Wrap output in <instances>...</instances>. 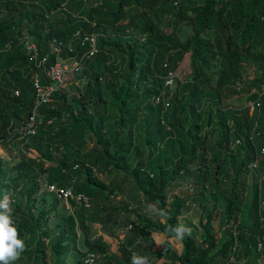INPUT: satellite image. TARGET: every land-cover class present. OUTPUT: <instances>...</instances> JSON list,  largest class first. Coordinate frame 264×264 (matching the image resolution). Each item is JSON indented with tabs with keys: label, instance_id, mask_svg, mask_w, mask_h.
Here are the masks:
<instances>
[{
	"label": "trees",
	"instance_id": "trees-1",
	"mask_svg": "<svg viewBox=\"0 0 264 264\" xmlns=\"http://www.w3.org/2000/svg\"><path fill=\"white\" fill-rule=\"evenodd\" d=\"M86 1L0 0V144L21 137L13 132L21 128H17L18 118L24 117L22 126L32 113L36 74H39L42 84H50L45 67L36 68L32 63L30 52L26 50L27 41L23 40L25 36L37 45L38 62L47 59L46 65L51 67L58 58L54 53L55 47L61 49L64 58L79 59L85 53L86 48L75 40L78 32L91 34L101 29H112L117 35L110 38L118 43L117 51L126 67L123 68V78H120L117 74L119 68L110 66V55L104 50L106 46L98 43L100 51L85 61L74 75L80 82H87L86 88L71 99L63 92H56L53 95L54 104H44L40 108L37 134L22 139L46 160L54 156L56 147L62 148L63 157L52 169L53 174H57L54 185L65 189L72 184L75 194H83L97 202L92 211L79 207L72 215L64 206L59 208L61 202L52 194L55 198L46 212L43 201L36 197L39 186L35 184L28 193L24 214H21V204H18L11 215L21 233L31 235L39 232L37 248L34 251L25 250L14 264H57V260L69 254L70 249L77 251L78 225L81 228H87V224L120 226V214L138 216V222H134L135 233L128 238L126 246L120 247L121 254H111L110 246L103 238L90 244L87 237L88 250L82 253V259L77 264H85L90 254L96 257L93 264H130L133 252L142 256H145L144 252L149 253L150 257L156 256L152 232L166 235V226L179 223L191 200L183 196L169 203L167 190L180 176L192 175L190 167L207 156L209 148L206 143L216 133L219 135L217 144L221 148L219 154L222 151L230 152L228 158L234 170L231 190L220 205L224 221L222 238L214 227V214L208 212L200 220L204 233L200 243L191 235L183 240L181 254L174 250L168 254L164 249L158 255L165 254L174 264H224L231 258L234 262L230 264H258V260L264 257V181L257 180L256 173L264 179V160L250 182L248 178L249 166L256 154L253 142L264 149V94L260 107L252 115L249 108H223L222 94L227 90L230 95L242 92L231 89L242 79L251 60L258 62L260 74L246 85L250 95L247 101L259 100L258 94L250 93L264 86V0H199V4L197 0H119L116 10L108 12L96 9L86 11ZM25 3L32 4L31 8ZM171 4L177 9L173 14L178 22L186 21L195 28L194 35L184 43L174 33L162 31V21L169 15L168 6ZM63 8L65 16L62 15L56 22L49 20L52 11ZM230 30L234 34H230ZM133 34L139 35L140 39L134 40ZM142 37L145 41H142ZM248 37L252 42L246 44ZM258 37L260 42L253 45ZM109 53L115 52L110 49ZM187 56L191 61L193 82L181 87L179 96L165 112L162 101L159 108H154L152 99L161 97L167 75L174 73ZM209 72L215 74V82L208 76ZM150 78L157 82L158 87L154 90L145 88ZM202 84L208 85L209 90L201 88ZM16 90L20 91V96L10 97ZM208 101L212 102L216 111L205 108ZM100 105L116 110V150L113 155L105 149L84 156L81 154L87 126L84 118L92 106L96 108ZM145 110H149L152 116H143L141 113ZM11 113L17 118L12 119ZM206 114L211 130L202 138L200 133L205 127L202 117ZM196 115L198 119L193 120L191 116ZM105 120L100 118L99 124L102 126ZM136 125L138 129H135ZM135 130L138 131L134 138L144 150L149 151L147 158L135 157L129 147H124L127 143L132 144ZM125 133H128L126 138L116 141ZM166 139V146L175 153L165 160L175 162V165L164 170L151 164L148 173L143 174L147 163L164 160L163 155L158 156L151 146L154 145L159 151ZM238 140L241 144L234 146ZM75 142L81 143L77 149ZM236 150L237 153H234ZM91 156L94 157V165L103 167L104 171L111 167L127 171L126 178L130 182L128 196L132 202L144 208L152 203L165 209L168 213L165 222L143 220L129 205L110 203L113 197L124 192L127 179L110 189L92 167L83 166L84 160ZM29 168L30 165L24 162L8 167L0 158V200L5 196L10 200V191L16 190L21 171L24 173L22 177L26 176ZM15 169L20 172L19 175L13 174ZM220 172L219 165L213 175L217 182ZM208 182V175L196 179V183L202 186L196 196H202L203 200L206 195L218 197L212 190L214 182ZM209 188L211 190L208 192ZM50 217L58 221L55 230L46 225ZM124 223L128 224L126 220ZM141 225L147 230L142 229ZM52 236L56 238L52 240L51 250L47 251L44 239ZM221 239L223 243L220 245ZM140 242L142 245L138 244ZM145 247H149L147 251ZM52 256L56 258L54 263ZM244 260L246 262L242 263Z\"/></svg>",
	"mask_w": 264,
	"mask_h": 264
},
{
	"label": "rangeland",
	"instance_id": "rangeland-1",
	"mask_svg": "<svg viewBox=\"0 0 264 264\" xmlns=\"http://www.w3.org/2000/svg\"><path fill=\"white\" fill-rule=\"evenodd\" d=\"M119 0H87L85 2V10L90 11L91 9L99 10L100 12H108L110 10H116V3ZM199 0H197V3ZM175 3V2H174ZM28 8H31L32 4L25 3ZM174 4H171L168 6V12L169 15L163 18L162 21V31L164 33H174L181 42H186L190 37H192L195 33V28L192 24L184 21V22H178V18L175 17L173 12H175L177 9ZM5 11V10H3ZM64 8L59 9L57 11H52L51 14L48 16L50 21L56 22L59 18L65 16ZM125 23V22H124ZM234 34L233 30H230V34ZM25 35L28 34V32L25 31ZM90 34V33H89ZM99 38V45H105V51L108 52L110 55V66H117L119 70L117 71V74L120 78H123L124 71L123 68L125 67V64L120 60L121 54L117 51V42L114 39H111L110 37L117 35L112 29H101L99 32H95ZM134 40L140 39L139 35L133 34L132 35ZM124 37V36H120ZM118 38V37H117ZM110 39V41H109ZM142 41L145 38H141ZM26 42V50L29 52V48L35 47L38 51L37 45L33 43L31 40L27 39L26 36L23 39ZM76 40V38H75ZM77 41V40H76ZM249 41L252 42V39L249 37L246 40V44L249 43ZM79 43V41H77ZM260 42V37L257 38L256 41H254L253 45H257ZM123 46V45H122ZM113 49L114 54H110L109 50ZM33 51V50H32ZM100 51V48H98V52ZM30 54V53H29ZM122 62V63H121ZM260 74V66L257 61H249L246 68L244 75L242 79L232 86L231 90H241L242 92L238 95H230L228 90L223 91L222 94V107L223 108H230L232 110H239L243 108H249L250 103L247 99L249 98V90L247 89L246 85L257 78ZM175 80L174 83L170 86H167L165 83V89H163L161 94V100L164 103L163 110H167L169 104H173L175 101V97L177 98L180 94L181 87L184 86V84L188 82H193L192 78V67H191V61L190 57L187 56L178 66L177 70L174 72ZM208 76L212 79L213 82H215L216 77L213 73H208ZM65 88L61 91L63 94L68 96L69 99L78 96L87 86V82L84 80L80 82L76 78L71 77V74L67 75L65 80ZM103 83V81H102ZM103 84H106L104 82ZM198 84L199 81H198ZM157 82L150 78L149 81L145 84L146 90H154L157 88ZM205 89V91L209 90L208 85H201V88ZM251 94V93H250ZM15 94L12 92L10 97H13ZM15 97V96H14ZM182 96H180L181 98ZM158 97H155L152 99V106L154 108H159L161 106L160 104H157L156 99ZM179 98V99H180ZM59 108L60 105H57ZM205 108H210L213 111H216L215 106H212V102L208 101L207 104H205ZM204 108V110H205ZM12 114V113H11ZM116 110L108 109L106 105H100L99 107L93 108L88 111V114L85 116L84 121L86 122L87 126L84 130V146L81 154L84 156H87L88 153L94 154L102 152L105 149H108L110 153L113 155V153L116 150V146L114 144V135L116 134V130L118 128V119L115 118L116 116ZM143 116H152L151 112L149 110H145L141 113ZM12 119L17 118V115L12 114ZM193 120L198 119V115L191 116ZM100 118H106V120L103 122L102 126L99 124ZM19 123L17 125V128H20L22 121L24 120V117H19ZM202 122L205 124V127L201 131L200 135L201 137H205L209 130H211V127L208 125L207 122V114L205 117H202ZM141 123V122H140ZM143 127V126H142ZM188 128V126H186ZM138 129L137 125L136 128ZM137 131H133V138H132V144L127 143L124 145L125 148L129 147L130 151L133 156H137L139 158H147L148 157V150H144L138 140H136L134 137L137 136ZM128 136V133L123 134L122 136L118 137L116 141H121L124 138ZM219 140V135L216 133L214 136L210 137L207 141L208 146V152L207 156L199 160L197 163L192 165L190 167V172L192 175H183L180 176L167 190V197L168 202L171 203L175 198L178 197H189L190 202L188 203V206L185 208V216L179 221V223H184L191 227L193 229L192 235L195 236L200 243L204 238L203 230L200 226V220L201 217L204 214H207L208 212H212L214 214L213 224L216 229V232L219 234L220 238H222L223 234V228H224V221L221 211V203L223 201V198L229 194L231 190V183L234 177V170L232 166V161L228 158V154L230 152L222 151L221 154H219L221 148L218 146L217 142ZM166 140L161 143V148L156 149L154 145L151 146L152 150L157 151V155H163L164 160L158 162L156 160L151 161L146 164V170L143 174L148 173V168L151 164L155 165L157 169H169L172 168L175 165V162H168L165 160L166 157H170L172 153H175L172 148H168L166 146ZM161 142V140H160ZM76 149L78 146L81 145L79 142H75ZM138 146L140 147V150H138ZM212 148V149H211ZM138 150V151H137ZM165 151H168V153H165ZM238 150L234 151V153H237ZM64 154V150L62 148L56 147V150L54 152V156L51 159H44L42 157V154L33 150L28 144H25L21 138H18L17 140H14L12 142H4L3 144H0V158L3 162H6L8 164V167H13L16 164L20 162L28 163L30 165V168L26 170V176L22 175L23 170L21 171V176L17 178L16 182V190L10 191L11 197L9 200V207L11 209V212L15 211L17 209V205L21 204V214H24V206L27 203L28 200V193L30 191V188H32L35 184L39 186V190L37 192V199L42 200L45 211L47 212L52 207V201L55 198L52 195V189L51 187L54 185V180L57 176V174H53L52 169L56 168L58 162L62 159ZM226 157V158H225ZM94 157H89L84 160V167L90 166L95 170V173L101 178L103 182H105L108 187L114 188L118 185H120L126 178V175H128L127 171L123 169H116L114 167H111L110 169L104 171L103 167H98L94 165ZM130 164L133 163L132 160L129 161ZM221 166V172H220V179L217 182L215 178L213 179L214 171L217 166ZM48 170V171H46ZM130 171V169H128ZM259 171V170H258ZM248 182L251 181V176L254 174L253 172H250ZM14 175H19L20 172L15 169L13 171ZM204 175H208V179L210 183L211 181L214 182L213 186V192L218 195L217 198L212 195H206L205 199L203 200L202 196H196V193L202 190V186L200 184L196 183V179L199 177H204ZM256 177L264 181L262 177L259 176V173H256ZM147 176L151 177V174H147ZM132 181L134 179H131ZM209 186V185H207ZM206 186V187H207ZM74 186L72 184H69L67 188L73 189ZM128 187H130L129 179H127L126 184L124 185V192L117 197H113L111 202L113 205L121 206L123 204L129 205V207L132 210H135L136 213L139 214V216L143 217V220H152V221H158V222H165L164 218L156 217L153 215H150L146 211V207L142 206H136L130 197L128 196ZM211 190V188L208 189V192ZM59 200V199H58ZM91 201V208L89 211H92L93 208L96 206V202L94 200ZM61 204L59 208L62 206H65V204L60 200ZM157 206V205H156ZM158 208V206H157ZM79 209V208H78ZM88 210V209H86ZM122 213V212H121ZM68 214V213H67ZM53 215V213H52ZM124 220L128 223L127 225L124 223ZM120 226L115 225L118 227H115L114 225L109 227H104L102 224H87V228H81L80 225L77 227L78 232V239H77V251H74L73 249H70V253L62 256L59 260H57V264H77L82 259V253L88 250V244L86 243L87 237L90 240V244H93L95 240L98 238H103L104 242H106L110 246V253L111 254H121V251L119 250L120 247L126 246L128 238L132 234L135 233V223L138 222V216L136 214H131V216L127 214H120ZM58 224V221L55 219L52 220L50 217L48 219V224L46 225L50 229L56 228ZM17 227V225H15ZM142 229L147 230L143 228V226H140ZM18 229V227H17ZM55 230V229H54ZM235 230V229H234ZM19 238L24 240L26 251H34L37 248V243L39 240V232L35 234H25L21 233L19 230ZM155 246L153 248V251L156 252V256L150 257V254L147 252L145 253V256L149 258L150 264H174L170 257L166 256L165 254L163 256L158 255L159 253H163L164 249L167 248V253L170 254L172 250L176 251L178 254H181L183 250V241H173L170 240L166 235L160 234L158 232H152L151 234ZM56 236L49 237L47 239H44L46 241V250L50 251L52 247V240L55 239ZM158 242H162L163 244L157 245ZM223 243V239H221L220 245ZM142 245V243H138ZM148 245V244H147ZM147 248L145 247L144 250L147 251ZM52 262H56V258L53 256ZM102 258L100 257V260ZM246 262L244 260L242 263ZM217 264H221V262H218ZM236 264V263H235ZM258 264H264V257L258 260Z\"/></svg>",
	"mask_w": 264,
	"mask_h": 264
},
{
	"label": "built area",
	"instance_id": "built-area-1",
	"mask_svg": "<svg viewBox=\"0 0 264 264\" xmlns=\"http://www.w3.org/2000/svg\"><path fill=\"white\" fill-rule=\"evenodd\" d=\"M75 38L77 41H79L83 48H86L85 53L82 54L79 59H71L70 57L64 58L61 55V49L59 47H55L54 53L58 56V58L56 59V63L51 67H47L46 65L47 59L38 62V51L35 47L29 48L32 63L35 64L36 68H40L43 66L45 67V75L47 80L50 81V84H42L39 74H36V76L34 77L33 88L36 92V95L31 110L32 113L30 117L25 120V123L21 126V128L13 132L14 134H19L21 136V139H28L29 137L35 136L37 134L39 123L38 117L40 116L41 106H43L44 104L49 106L51 104H54L53 95L56 92H61L66 87L65 80L67 75L71 74V76H74L77 72L80 71L85 61L95 57V55L98 53L99 38L96 34H82L81 32H78ZM143 41H145V39H143ZM70 52H72V49H70ZM174 80V73L170 72L166 77V85H172L174 83ZM15 94L19 95V91H16ZM251 94L259 95V100L250 103L249 109L250 114L252 115L256 111V108L260 107V99L264 94V86H262L260 90L253 89ZM161 101V97L159 96L156 99V102L157 104H160ZM240 144L241 142L238 140L235 142L234 146H238ZM253 147L256 150V154L252 164L249 166V170L255 173L264 160V149H260V147L254 142ZM51 189L52 194H54L57 199L61 200L65 204L64 207L71 214H73L74 211L80 206H84L85 208L90 207L89 199L82 194H75L73 189L59 188L55 185H53ZM73 203H75V206L73 205ZM95 259V255L90 254L88 255V258L86 260L89 261V264H93L95 262ZM233 262L234 260L233 258H231L229 262L224 264H230Z\"/></svg>",
	"mask_w": 264,
	"mask_h": 264
},
{
	"label": "clouds",
	"instance_id": "clouds-1",
	"mask_svg": "<svg viewBox=\"0 0 264 264\" xmlns=\"http://www.w3.org/2000/svg\"><path fill=\"white\" fill-rule=\"evenodd\" d=\"M71 77L74 78V76ZM16 91H14V94ZM15 96L19 97L20 91H19V95L15 94ZM80 207H84V206H80ZM90 208H91V204L90 207L86 209H90ZM146 211L150 215L164 218L165 220L168 218V213L165 209L157 208V206L152 203H148L146 205ZM192 231L193 229L184 223H177L176 225H167L165 228V234L169 237V239L179 242H182L185 239V237L191 236ZM160 244L163 243L162 242L157 243V245ZM25 250H26V246L24 240L19 238L18 229L17 227H15L14 220L11 215L9 201L8 198L5 196L3 200H0V264H14L15 261L20 259L22 253H24ZM166 251L167 248H165V252ZM85 264H89V261L86 260ZM130 264H150V261L147 256H142L133 252L131 256Z\"/></svg>",
	"mask_w": 264,
	"mask_h": 264
}]
</instances>
